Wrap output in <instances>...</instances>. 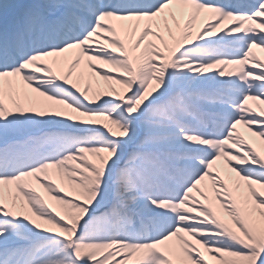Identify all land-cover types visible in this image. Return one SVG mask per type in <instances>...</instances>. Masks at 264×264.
Segmentation results:
<instances>
[{
	"label": "snow or ice",
	"instance_id": "snow-or-ice-1",
	"mask_svg": "<svg viewBox=\"0 0 264 264\" xmlns=\"http://www.w3.org/2000/svg\"><path fill=\"white\" fill-rule=\"evenodd\" d=\"M264 0H0V264H264Z\"/></svg>",
	"mask_w": 264,
	"mask_h": 264
},
{
	"label": "rangeland",
	"instance_id": "rangeland-1",
	"mask_svg": "<svg viewBox=\"0 0 264 264\" xmlns=\"http://www.w3.org/2000/svg\"><path fill=\"white\" fill-rule=\"evenodd\" d=\"M258 57L264 58V53H261L259 50L255 51Z\"/></svg>",
	"mask_w": 264,
	"mask_h": 264
},
{
	"label": "bare ground",
	"instance_id": "bare-ground-1",
	"mask_svg": "<svg viewBox=\"0 0 264 264\" xmlns=\"http://www.w3.org/2000/svg\"><path fill=\"white\" fill-rule=\"evenodd\" d=\"M254 51H256V50H254Z\"/></svg>",
	"mask_w": 264,
	"mask_h": 264
}]
</instances>
